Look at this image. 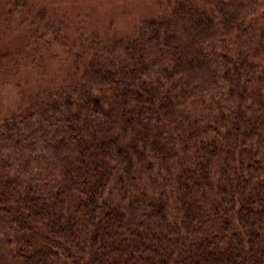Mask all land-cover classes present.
Here are the masks:
<instances>
[{
  "label": "trees",
  "instance_id": "1",
  "mask_svg": "<svg viewBox=\"0 0 264 264\" xmlns=\"http://www.w3.org/2000/svg\"><path fill=\"white\" fill-rule=\"evenodd\" d=\"M200 1L0 111V264H264V0Z\"/></svg>",
  "mask_w": 264,
  "mask_h": 264
},
{
  "label": "rangeland",
  "instance_id": "2",
  "mask_svg": "<svg viewBox=\"0 0 264 264\" xmlns=\"http://www.w3.org/2000/svg\"><path fill=\"white\" fill-rule=\"evenodd\" d=\"M167 1L173 0H30L25 8L12 13L0 7V65H4L0 69V111L15 108L26 93L34 92L35 85H42L53 75L54 80H59L58 70L64 71L59 59L63 47L73 52L97 35L134 34L139 24L151 20L158 7ZM32 18L35 23L31 30L26 25L18 27L22 21L28 24ZM60 27L62 42L48 46L43 42L34 43L36 35L51 41L56 34L52 29ZM30 36L32 41H28ZM26 42L27 48L22 49ZM31 51H37L44 59L40 58L38 64L34 62L32 66L21 61L15 63L17 55L23 58ZM53 53L58 57L55 58Z\"/></svg>",
  "mask_w": 264,
  "mask_h": 264
}]
</instances>
